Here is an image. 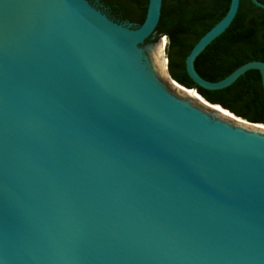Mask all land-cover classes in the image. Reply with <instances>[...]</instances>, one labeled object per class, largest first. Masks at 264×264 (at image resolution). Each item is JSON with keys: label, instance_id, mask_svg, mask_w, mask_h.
<instances>
[{"label": "water", "instance_id": "1", "mask_svg": "<svg viewBox=\"0 0 264 264\" xmlns=\"http://www.w3.org/2000/svg\"><path fill=\"white\" fill-rule=\"evenodd\" d=\"M239 2L185 58L203 89L257 70L264 90V61L194 68ZM161 5L134 26L88 0H0V264H264V124L157 72Z\"/></svg>", "mask_w": 264, "mask_h": 264}, {"label": "trees", "instance_id": "2", "mask_svg": "<svg viewBox=\"0 0 264 264\" xmlns=\"http://www.w3.org/2000/svg\"><path fill=\"white\" fill-rule=\"evenodd\" d=\"M117 22L140 25L148 0H88ZM264 3V0H258ZM230 0H162L156 34L167 38L166 58L170 76L204 99L218 104L252 123L264 124V90L260 73L249 70L230 86L206 90L197 86L185 70V58L194 44L220 19ZM264 61V10L251 0H240L230 26L196 57V72L208 81H219L242 64Z\"/></svg>", "mask_w": 264, "mask_h": 264}, {"label": "bare ground", "instance_id": "3", "mask_svg": "<svg viewBox=\"0 0 264 264\" xmlns=\"http://www.w3.org/2000/svg\"><path fill=\"white\" fill-rule=\"evenodd\" d=\"M165 44L166 41L164 38L160 39L158 42H156L155 44L151 45L149 47V55L151 57L152 63L154 68L157 70V72L162 75L164 78H166L167 74H166V62L164 61V48H165ZM171 85L181 91H184L183 94L185 95L186 98H188L189 100L200 104L222 116L225 117H232V114L229 113L227 110L221 108L218 105H210L207 102H205V100H203L202 97H200L198 95L197 92H195V90H186L183 87H181L179 84L177 83H171Z\"/></svg>", "mask_w": 264, "mask_h": 264}, {"label": "rangeland", "instance_id": "4", "mask_svg": "<svg viewBox=\"0 0 264 264\" xmlns=\"http://www.w3.org/2000/svg\"><path fill=\"white\" fill-rule=\"evenodd\" d=\"M159 38H161V39L164 38L165 41H166L165 48H164V61L166 62V65H167V58H166V47H167V41H168L167 38H165L164 36L160 37L158 34H155L152 39L148 40L145 43V45L155 44L158 41Z\"/></svg>", "mask_w": 264, "mask_h": 264}, {"label": "flooded vegetation", "instance_id": "5", "mask_svg": "<svg viewBox=\"0 0 264 264\" xmlns=\"http://www.w3.org/2000/svg\"><path fill=\"white\" fill-rule=\"evenodd\" d=\"M91 3L94 4L98 8V5H97V2L96 1L95 2H91Z\"/></svg>", "mask_w": 264, "mask_h": 264}]
</instances>
